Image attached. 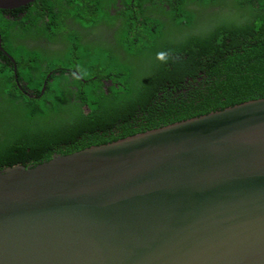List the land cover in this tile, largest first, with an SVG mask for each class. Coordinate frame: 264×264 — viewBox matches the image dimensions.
Listing matches in <instances>:
<instances>
[{
  "label": "trees",
  "instance_id": "trees-1",
  "mask_svg": "<svg viewBox=\"0 0 264 264\" xmlns=\"http://www.w3.org/2000/svg\"><path fill=\"white\" fill-rule=\"evenodd\" d=\"M58 1L0 9V170L264 98V0Z\"/></svg>",
  "mask_w": 264,
  "mask_h": 264
},
{
  "label": "water",
  "instance_id": "water-1",
  "mask_svg": "<svg viewBox=\"0 0 264 264\" xmlns=\"http://www.w3.org/2000/svg\"><path fill=\"white\" fill-rule=\"evenodd\" d=\"M0 264H264V98L0 170Z\"/></svg>",
  "mask_w": 264,
  "mask_h": 264
},
{
  "label": "rangeland",
  "instance_id": "rangeland-1",
  "mask_svg": "<svg viewBox=\"0 0 264 264\" xmlns=\"http://www.w3.org/2000/svg\"><path fill=\"white\" fill-rule=\"evenodd\" d=\"M49 1V4H54L55 2H57L58 0H48ZM59 2V1H58ZM72 8H73V6H72V4H70V5H68L67 7H65V8H59L60 9V11H65V12H68L71 16L73 15H75V12H72ZM100 14H97V17L99 16ZM101 18V17H100ZM204 18H202V23H204ZM100 22H101V20H100ZM100 22H98V24L100 23ZM201 23V24H202ZM99 26V25H98ZM97 26V27H98ZM94 28V24H91L90 26H84L82 29H83V31H85V33H88V34H91L92 32L95 34V35H101V29H93ZM72 36H74L75 38H76V35H75V33H73L72 34ZM120 39V37H118V39L117 40H119ZM52 43H54V45H58L59 43L57 42V41H51ZM97 46V45H96ZM89 49V51H91V53L93 52H100L101 51V53H106V55L107 54H109V53H111V51H110V49H109V47L108 46H106L105 48H103V47H94V48H88ZM76 50V49H75ZM75 50H73L74 52H75ZM91 62V61H90Z\"/></svg>",
  "mask_w": 264,
  "mask_h": 264
},
{
  "label": "flooded vegetation",
  "instance_id": "flooded-vegetation-1",
  "mask_svg": "<svg viewBox=\"0 0 264 264\" xmlns=\"http://www.w3.org/2000/svg\"><path fill=\"white\" fill-rule=\"evenodd\" d=\"M36 1H37V0H36ZM36 1H35V2H36ZM35 2H34V3H35ZM32 4H33V3H32ZM27 6H28V5H27ZM13 10H16V9H13ZM23 86H26V84L23 83ZM28 90H29V89H28ZM30 91H31V93H32V90H30ZM30 91H27V92H30Z\"/></svg>",
  "mask_w": 264,
  "mask_h": 264
}]
</instances>
